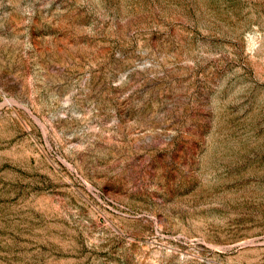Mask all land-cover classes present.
Here are the masks:
<instances>
[{
  "label": "rangeland",
  "instance_id": "374dc122",
  "mask_svg": "<svg viewBox=\"0 0 264 264\" xmlns=\"http://www.w3.org/2000/svg\"><path fill=\"white\" fill-rule=\"evenodd\" d=\"M0 264H264V0H0Z\"/></svg>",
  "mask_w": 264,
  "mask_h": 264
}]
</instances>
